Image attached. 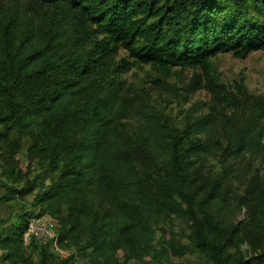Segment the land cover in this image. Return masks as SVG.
Listing matches in <instances>:
<instances>
[{
  "label": "trees",
  "instance_id": "16d2710c",
  "mask_svg": "<svg viewBox=\"0 0 264 264\" xmlns=\"http://www.w3.org/2000/svg\"><path fill=\"white\" fill-rule=\"evenodd\" d=\"M41 1L67 8L74 18L68 31L57 22L53 28L39 26L32 39L26 31L15 38L10 27L2 28L0 98L6 114L0 115V126L31 135L47 165L57 170V178L37 199L54 217L61 203L68 204L61 240L81 227L89 231L86 248L104 262L124 249L126 258L162 264L152 245L153 221L160 213L175 214L186 217L192 242L214 264H264V251L230 259L225 249L233 238L216 225L217 237L205 235L206 221L185 188L180 154L187 134L196 130L208 141L194 146L198 152L221 148L223 130L225 156L250 152L264 163V128L211 119L189 120L179 131L148 119L131 132L123 122L129 115L127 99L108 78L120 46L137 62L166 74L173 67H199L216 97L237 101L216 83L210 60L220 53L264 50V0ZM87 20L106 40L82 52ZM119 65L125 68L129 62ZM259 104L264 125V102ZM9 136V131L0 133V139ZM168 154L169 169L159 163ZM31 216L20 214L6 234L0 233L1 250L21 249ZM38 253L41 264H51L45 245Z\"/></svg>",
  "mask_w": 264,
  "mask_h": 264
},
{
  "label": "rangeland",
  "instance_id": "374dc122",
  "mask_svg": "<svg viewBox=\"0 0 264 264\" xmlns=\"http://www.w3.org/2000/svg\"><path fill=\"white\" fill-rule=\"evenodd\" d=\"M73 18L74 13L67 8L60 9L41 0H0V36L3 27H10L15 38H23L26 31L32 39L34 32H39V26L53 28L57 22L61 29L68 31ZM85 23L86 41L82 52L93 50V42L106 38L96 25L88 20ZM37 41L36 38L33 40ZM114 56L108 78L112 88L121 91L127 99L129 115L123 122L131 132L148 119L179 131L189 120L211 119L226 124L248 122L259 129L264 128L259 115V102H264V50L248 54L220 53L211 58L210 73L216 83L233 93L237 101H221V97H216L208 89L206 77L199 67H173L166 74L150 64L137 62L124 47L119 46ZM124 60L129 62L125 68L119 65ZM5 111V102L0 98V115H5ZM8 131L9 138L0 139V233L6 234L20 214L32 216L21 249L17 253L9 248L0 249V264H41L38 251L43 245L51 254V264H156L150 258L147 261L126 258L124 249L119 250L113 261L104 262L86 248L89 231L81 227L64 234L61 240L63 232L60 228L63 217L69 212L68 204L61 203L58 217H54L45 209L46 203L37 199L41 190L51 186L58 172L47 165L42 150L36 148L31 135L0 126V133ZM219 138L222 147L203 154L194 146L208 142L205 134L198 130L187 134L180 148L186 174L185 188L199 218L206 221L205 235L217 237L213 228L216 225L223 236L233 238L225 249L230 259L247 257L264 251V163L250 152L238 157L225 156L223 150L228 139L223 130ZM159 163L171 168L170 155H165ZM46 216L56 219L53 228L58 248L51 241H42V234L49 224L37 220ZM31 224L39 238L28 233ZM153 229L152 245L154 252L160 253L162 264H214L207 253L195 247L185 216L160 213L153 221Z\"/></svg>",
  "mask_w": 264,
  "mask_h": 264
},
{
  "label": "built area",
  "instance_id": "2783aa9c",
  "mask_svg": "<svg viewBox=\"0 0 264 264\" xmlns=\"http://www.w3.org/2000/svg\"><path fill=\"white\" fill-rule=\"evenodd\" d=\"M42 219H44V220H42ZM42 219L37 220V222L42 221V222H48V224H49V226L46 229V231L42 234L43 243L51 241L53 246L58 248V238L56 237V234H55V231H54L55 228H53V226H55L56 219L53 218L52 216L51 217L50 216H46V217H43ZM34 221L35 220H33V223H34ZM34 229H35L34 224H31L28 233L35 234L36 237L39 238L38 232L35 231Z\"/></svg>",
  "mask_w": 264,
  "mask_h": 264
}]
</instances>
